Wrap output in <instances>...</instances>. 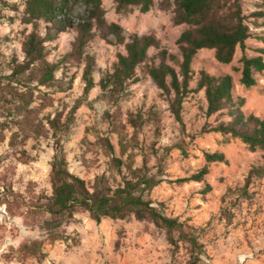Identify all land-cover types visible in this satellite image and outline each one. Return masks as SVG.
<instances>
[{
	"label": "rangeland",
	"instance_id": "obj_1",
	"mask_svg": "<svg viewBox=\"0 0 264 264\" xmlns=\"http://www.w3.org/2000/svg\"><path fill=\"white\" fill-rule=\"evenodd\" d=\"M25 1L0 0V264H193L187 242L170 243L166 231L151 218L135 215L97 223L80 210L64 227V239L53 240L44 226L49 216L32 209L52 193L50 173L60 145L69 170L89 184L102 175L114 186L122 183L123 175L130 176V158L133 168L146 163L152 173L159 172L162 162L159 174L164 181L151 191L150 198L155 204L163 203L167 216L197 228L203 245L197 264H264V174L251 173L264 167V152L251 151L238 139L219 144L224 139L221 133L203 131L207 123H217L216 115L205 114L204 90L185 98L183 122H178L171 100L152 81L145 65L137 69L139 80L122 92L103 91L101 77L126 50L101 34L86 46L97 85L85 93V63L71 54L76 29L61 32L48 42V59L59 64L58 81L50 87L32 86L34 101L24 109L11 91L16 87L28 92L29 82L9 84L6 77L11 72L10 61L23 59V40L33 29L21 20ZM173 2L154 0L147 13L139 7L120 13L115 0H103V6L108 22L119 24L125 35L153 34L164 49L175 54L179 51L177 39L187 26L174 24ZM244 4L250 11L258 9L256 0H244ZM40 31L45 33L43 23ZM259 47H263L261 42L249 39L245 52L238 48L229 64L218 62L213 49L200 50L193 61L195 77L190 88L197 86L203 69L214 75L230 74L233 96L243 100L245 113L264 119V72L255 74L257 84L252 87L240 81L241 58L259 55ZM150 53L154 55L156 49ZM159 61L154 59L156 64ZM139 114L145 122L136 127L131 119ZM54 118L58 129L49 123ZM35 127L38 136L32 133ZM180 142L188 157L175 147ZM205 151L223 152L226 161L209 164L210 172L201 182H177L204 167ZM114 158L123 161L122 172L115 167ZM208 186L210 190L204 192ZM36 240L43 241L44 256L21 251L25 243Z\"/></svg>",
	"mask_w": 264,
	"mask_h": 264
},
{
	"label": "trees",
	"instance_id": "obj_2",
	"mask_svg": "<svg viewBox=\"0 0 264 264\" xmlns=\"http://www.w3.org/2000/svg\"><path fill=\"white\" fill-rule=\"evenodd\" d=\"M115 3L116 10L120 13H129L134 7L147 13L154 6V0H115ZM24 4L21 20L24 24H32L33 29L23 40V59L14 57L10 61L11 72L6 77L9 84L23 80L25 83L29 82L28 92H19L16 87L11 91L13 98L24 109L34 101L32 86L50 87L58 81L56 72L59 64L49 61L48 42L61 32L76 29L71 54L85 63L82 76L85 93H89L97 85L94 79V62L86 53V46L96 35L101 34L108 41L123 45L126 50V53L118 54L112 68L101 77L99 85L103 91L122 92L130 83L139 80L137 69L145 65L152 81L171 100V110L178 122H183L182 104L185 98L191 92L204 90L207 101L205 114L207 117L216 115L217 123H207L203 131L221 133L224 139L219 144L238 139L251 151L264 152V119L253 113H245L242 109L243 100L237 101L233 96L234 81L230 74L214 75L203 69L199 72L197 86L190 88L195 77L193 61L200 50L213 49L218 62L229 64L238 48L245 52L249 39L261 42L263 47L257 49V56L244 55L241 58L240 81L246 87L257 84L255 74L264 72V0H256L258 9L253 11L245 7L244 0H174V24L187 26L177 39L179 51L175 54L164 49L153 34L125 35L119 24L106 19L103 0H26ZM166 4L171 5L168 1ZM14 8L18 10L19 5H14ZM42 23L45 25V33L40 31ZM151 49H156L154 55L150 53ZM156 58L160 59L158 64L154 62ZM33 82L37 84L33 85ZM56 120L58 119L54 118L49 123L58 129ZM131 121L136 127L145 122L142 114L132 117ZM28 132L25 136L27 138ZM32 133L38 136L39 131L35 127ZM175 147L184 156H189L184 142ZM204 157V167L193 175L176 181L201 182L210 172L209 164L226 161L225 154L220 151H205ZM113 162L119 172H122L123 161L114 158ZM133 164L134 159L130 158V176L123 175L122 183L117 186L110 184L105 175L97 176L89 184L69 170L60 145L50 173L52 193L41 203L34 205L32 210L49 216V219L44 220V226L53 240L64 239V227L75 219L80 210L87 211L97 223L104 218L126 219L131 215L139 219L151 218L158 227L166 231L170 243L176 244L178 240L187 242L193 253V264H197L203 253L197 228L176 217L167 216L163 203L155 204L150 198L151 191L164 181L162 174H159L163 171L162 162L159 163L158 173H152L146 163L140 168H133ZM251 173L262 175L264 167L258 166ZM209 190L208 186L204 192ZM11 205L9 203L8 208L12 213ZM21 251L28 255L44 256L43 241L25 243Z\"/></svg>",
	"mask_w": 264,
	"mask_h": 264
}]
</instances>
